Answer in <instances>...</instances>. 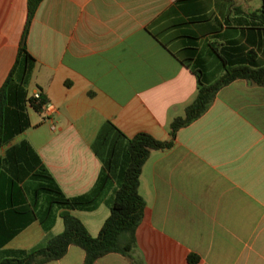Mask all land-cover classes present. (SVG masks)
<instances>
[{"label":"crops","instance_id":"crops-1","mask_svg":"<svg viewBox=\"0 0 264 264\" xmlns=\"http://www.w3.org/2000/svg\"><path fill=\"white\" fill-rule=\"evenodd\" d=\"M261 0H40L24 36L28 0H0V88L24 41L34 59L26 89L56 109L50 119L29 106L30 127L0 146L27 140L63 195H90L102 164L91 145L105 122L126 137L170 140L171 122L195 98L193 71L221 75L216 49L235 63L261 65L264 35L248 14ZM253 51L254 58L248 52ZM11 206L0 185V259L42 243L32 183ZM144 214L127 258L106 254L92 264H264V87L237 79L209 108L180 128L173 145L143 164ZM111 190L90 209L70 213L96 237L109 216ZM18 200L21 192L14 191ZM38 209V206L36 207ZM63 231L57 215L49 231ZM193 260L189 262V260ZM45 264H85L69 246Z\"/></svg>","mask_w":264,"mask_h":264},{"label":"trees","instance_id":"trees-1","mask_svg":"<svg viewBox=\"0 0 264 264\" xmlns=\"http://www.w3.org/2000/svg\"><path fill=\"white\" fill-rule=\"evenodd\" d=\"M39 1L28 0L24 36ZM246 16L252 29L262 31L264 35V0H261L258 10ZM213 54L220 60L222 73L214 81L208 82L202 71H193L197 81L196 96L186 106L184 115L171 122L170 140L159 141L145 133L128 138L109 121L101 126L91 148L100 160L102 170L97 186L90 195L65 197L27 140L10 145L4 155L0 156V185H7L11 193L10 205L15 206L26 202L24 188L19 184L27 179L32 183L30 211L33 218L39 220L46 236L42 243L30 250L16 251L9 257L0 259V264H45L61 258L69 246H77L85 252V264H92L109 253L130 258L136 246L135 233L145 208V202L138 192L139 177L150 152L171 148L176 132L200 117L223 86L234 80L244 79L264 87V61L261 65L235 63L224 58L216 49ZM252 54L253 51L248 52L249 58H254ZM262 54L264 58V51ZM33 68L34 59L23 44L0 88V146L10 144L16 136L30 127L28 106L34 111L40 110L32 96H28L26 89ZM40 97L41 102L46 101L42 92ZM108 188L111 190L106 201L109 216L98 235L92 237L70 211L94 208ZM18 190L21 192V200L14 194ZM57 215L62 220L63 231L58 235H51L49 231Z\"/></svg>","mask_w":264,"mask_h":264},{"label":"built area","instance_id":"built-area-1","mask_svg":"<svg viewBox=\"0 0 264 264\" xmlns=\"http://www.w3.org/2000/svg\"><path fill=\"white\" fill-rule=\"evenodd\" d=\"M35 105L39 106V109L44 113L45 119H50L56 112L55 107L48 101L41 102L40 92L36 91L32 94Z\"/></svg>","mask_w":264,"mask_h":264},{"label":"water","instance_id":"water-1","mask_svg":"<svg viewBox=\"0 0 264 264\" xmlns=\"http://www.w3.org/2000/svg\"><path fill=\"white\" fill-rule=\"evenodd\" d=\"M24 44V41H23V43H22V45Z\"/></svg>","mask_w":264,"mask_h":264}]
</instances>
